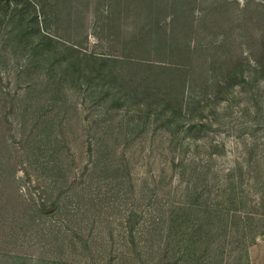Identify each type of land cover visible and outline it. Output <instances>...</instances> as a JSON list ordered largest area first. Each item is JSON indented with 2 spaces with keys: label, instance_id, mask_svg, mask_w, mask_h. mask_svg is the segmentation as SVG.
<instances>
[{
  "label": "rangeland",
  "instance_id": "rangeland-1",
  "mask_svg": "<svg viewBox=\"0 0 264 264\" xmlns=\"http://www.w3.org/2000/svg\"><path fill=\"white\" fill-rule=\"evenodd\" d=\"M28 1L34 8L26 14L36 16L37 29L55 37L56 42L48 47H57L63 56L76 54L72 47L77 45V50L116 56L122 74L136 79L145 78V64L188 67L194 94L213 96L216 83L242 52L247 51L250 59L260 54L264 37V0ZM162 41H169L173 52L162 48ZM1 49L0 94H14L21 91L16 88L20 85L13 68V62L18 65L20 59L8 60L14 55V42L1 45ZM206 59L212 63L210 72L201 68ZM150 71L163 72L155 67ZM84 80L76 81L70 93L81 107H89L93 101L79 91ZM146 83L155 94L174 93L169 89L161 93L165 90L161 84L167 83L164 76L154 84ZM246 87L237 98L217 104L216 114L209 112L207 120L212 126L199 138L198 146L191 142L183 152L185 164L173 166L172 149L161 139L168 133L160 127L145 140L110 141L116 150L112 166L120 167L124 156L130 172L121 177L112 169L100 180H91L85 169L88 165V172L92 169L95 153L89 151L84 123H78L72 105L65 107L72 116L68 117L72 127L64 130L69 136V141L62 143L66 172L54 193L49 187L52 177L35 169L28 157L24 141L36 131L29 136L31 129L16 123L9 98L6 103L0 99V135L7 140L0 144L1 159L17 160L15 170L22 176L18 184L21 196L12 177L0 183V264H245L248 257L249 264H264V84ZM26 119L24 124L33 120ZM94 133L91 130L92 140ZM203 161L210 167L204 169ZM82 179L85 182L80 184ZM130 179L132 185L127 183ZM202 189L197 207L190 210L185 202L194 201L193 192ZM60 192L65 193L62 210L54 206L41 214L26 204L34 198L36 204L53 205ZM83 194L87 198L80 199ZM230 197L237 210H228ZM75 207L88 210L91 218L96 216L94 224L89 216L83 220L73 215ZM179 207L185 208L178 211ZM131 212H140L134 217V243L126 230ZM32 213H37L33 222L29 221ZM172 214L177 215V221L169 234L167 220ZM41 230L50 235L41 236ZM60 231L75 235V244L65 238L67 235L51 234ZM64 240L66 245L61 244ZM192 240L220 241L225 252L212 253L208 259L200 253H196L198 258L186 256L181 249Z\"/></svg>",
  "mask_w": 264,
  "mask_h": 264
},
{
  "label": "trees",
  "instance_id": "trees-1",
  "mask_svg": "<svg viewBox=\"0 0 264 264\" xmlns=\"http://www.w3.org/2000/svg\"><path fill=\"white\" fill-rule=\"evenodd\" d=\"M31 8L34 6L28 0H0V17H2L0 21V48L1 45L5 47L8 43H15L14 55L8 60L20 59L18 65L15 61L13 62V65L15 64L13 68L16 72L17 85H20L16 88L21 89L14 94H0V99L6 103L8 102L7 98H9L10 105L12 104L11 112L18 119L16 123L25 126L27 129L29 127L31 129L29 136L31 132L36 131L32 138H26L24 141L28 144V157L33 162L35 169H41L52 177L49 187L53 189V193L59 187V183L66 172L61 159L64 154L62 143L64 140L69 141V136L64 130L66 126L72 127V125L68 121L70 114L67 113L68 110L65 107L70 108L72 105L78 123H84V133L89 134V151L92 154L95 153L94 158H92V169L88 172L89 165L85 169L90 174L91 180H100L102 177H107L110 171L114 169L111 163L115 160L116 150L113 145H110V141L115 143L127 141L129 143L137 138L145 140L149 136H154L160 127L168 133L161 139L162 142L166 141L172 149L173 166L185 164V153L183 152L187 151L191 142H196V146H198L200 144L199 138L204 137L208 127L212 126V121L207 120L209 112L216 114L215 106L217 104L226 98L231 100L237 98L238 92L246 89L247 85L259 87L261 83L264 84V37L260 54L256 58L250 59L247 51L242 52L241 56L231 64L224 78L216 83L213 96L207 92L194 94L192 85L194 80L190 78L191 74H189L188 67L145 64L148 68L144 70L145 78L136 79L134 77L126 78L122 74V71L116 66L120 60L116 56L98 54L86 49L77 50L78 45L72 47V50L77 52L76 54L71 57L63 56L57 47L53 49L48 47L51 43H55L56 39L47 31L37 29L39 25L36 16L26 14ZM162 42L164 44L162 48L173 52L174 46H171L169 41ZM157 48L160 49L161 45L159 44ZM1 51L3 50H0V57L3 55ZM127 62L133 63L131 60ZM211 66V61L206 59L201 68H207L210 72ZM154 67L163 72L160 74L156 71L151 72L150 69ZM162 76L167 80V83L161 84L165 87L161 93H166V90L169 89L174 92L173 94H155L151 91L152 86L147 85V80L154 84ZM82 78L85 80L81 82L79 91H84V96H89L93 101L89 107H81L76 101H73L70 93V89L74 88L76 81ZM207 82H209L208 79ZM83 113H86L84 117H82ZM26 118L33 120L24 124ZM85 121H88L86 125ZM91 130L95 131L92 136L95 140L91 139ZM6 142L7 140H2L0 135V144ZM215 149L216 147L213 150ZM15 151L19 153L17 149ZM1 158L0 152V183L2 180H8L12 177L14 189H16L18 196H21L22 190L19 188V183L22 176L19 171L15 170L17 160L12 161L11 158H6L4 161ZM178 158L180 160L177 162ZM122 160L124 161L122 165L118 168L116 166L114 169V172L121 177L130 172L127 159L123 156ZM207 162L203 161L204 169L210 167V163ZM238 167L240 168V175H243V166L239 163ZM192 170L194 172V169ZM121 180L122 184L126 183L123 178ZM82 181L85 182L82 179L80 184ZM127 183L132 185L131 179ZM124 190L130 192V189L124 188ZM203 193L204 189L194 191L195 200L185 202L189 203L190 210L193 206L198 205L196 200L201 198ZM56 195L57 198L53 205H49L48 202L36 204L34 198L26 204L33 206L34 212L41 214L55 208L62 210L64 205L62 197L65 193L60 192ZM66 195L68 199L72 198L71 195ZM84 197L86 194L80 196V199H85ZM231 197L229 200L231 206L228 210H237L238 206ZM184 208L179 207L177 209L180 211ZM69 209L71 208L68 207L67 210ZM75 210L73 215L80 219L85 220L89 216L88 210H83L81 207H75ZM37 213L30 214L29 221H35ZM139 213L137 212V214ZM137 214L131 212L126 219L129 224L126 230L132 243H134L135 238L134 217ZM89 217L91 223L94 224L96 216ZM202 218L204 219V216ZM167 221L170 234L177 221V215H170ZM227 222L225 227L228 226ZM41 232L43 237L50 235L43 230ZM51 234L55 237L67 235L62 231L51 232ZM65 238H70L69 242L75 244L73 240L75 235L72 234L70 237L68 234ZM167 239L165 248L168 250L171 239L169 237ZM61 244L66 245L65 240ZM181 250L186 256H197L196 253H200L207 256V259L212 253L225 252L224 244H221L220 241L192 240L186 242ZM235 250L236 248L232 249L231 252ZM245 254L248 257V251H245ZM248 259L249 257L245 264H249Z\"/></svg>",
  "mask_w": 264,
  "mask_h": 264
}]
</instances>
